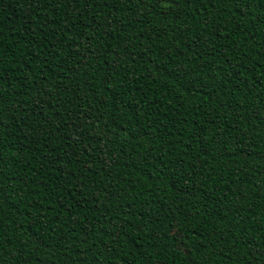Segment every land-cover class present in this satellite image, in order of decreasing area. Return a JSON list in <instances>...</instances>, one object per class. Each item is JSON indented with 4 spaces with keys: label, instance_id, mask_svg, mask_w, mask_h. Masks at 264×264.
Returning a JSON list of instances; mask_svg holds the SVG:
<instances>
[{
    "label": "trees",
    "instance_id": "1",
    "mask_svg": "<svg viewBox=\"0 0 264 264\" xmlns=\"http://www.w3.org/2000/svg\"><path fill=\"white\" fill-rule=\"evenodd\" d=\"M0 264H264V0H0Z\"/></svg>",
    "mask_w": 264,
    "mask_h": 264
}]
</instances>
